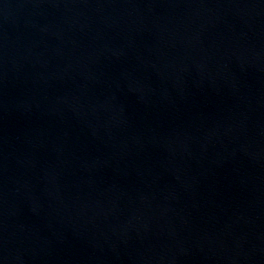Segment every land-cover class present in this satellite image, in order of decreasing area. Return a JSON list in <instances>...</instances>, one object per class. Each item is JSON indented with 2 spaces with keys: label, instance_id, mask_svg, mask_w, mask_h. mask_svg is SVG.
Instances as JSON below:
<instances>
[{
  "label": "water",
  "instance_id": "obj_1",
  "mask_svg": "<svg viewBox=\"0 0 264 264\" xmlns=\"http://www.w3.org/2000/svg\"><path fill=\"white\" fill-rule=\"evenodd\" d=\"M0 264H264V0H0Z\"/></svg>",
  "mask_w": 264,
  "mask_h": 264
}]
</instances>
